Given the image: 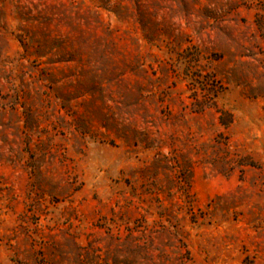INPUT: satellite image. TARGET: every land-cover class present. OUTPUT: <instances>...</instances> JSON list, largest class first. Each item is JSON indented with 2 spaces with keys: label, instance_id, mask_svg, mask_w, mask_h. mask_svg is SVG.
Listing matches in <instances>:
<instances>
[{
  "label": "rangeland",
  "instance_id": "obj_1",
  "mask_svg": "<svg viewBox=\"0 0 264 264\" xmlns=\"http://www.w3.org/2000/svg\"><path fill=\"white\" fill-rule=\"evenodd\" d=\"M0 264H264V0H0Z\"/></svg>",
  "mask_w": 264,
  "mask_h": 264
}]
</instances>
